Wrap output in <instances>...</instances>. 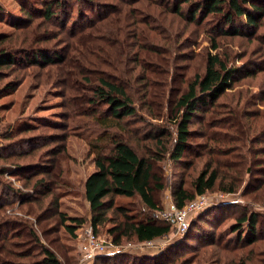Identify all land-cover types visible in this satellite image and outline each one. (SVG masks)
<instances>
[{
  "label": "rangeland",
  "instance_id": "rangeland-1",
  "mask_svg": "<svg viewBox=\"0 0 264 264\" xmlns=\"http://www.w3.org/2000/svg\"><path fill=\"white\" fill-rule=\"evenodd\" d=\"M41 1L0 0V38L4 34L20 35L21 38L26 32L33 34L30 45L23 47L21 38L12 45L15 47L14 57L20 62L15 68L5 67L7 76L1 83L11 82L15 86L9 91L0 86V95L3 94L0 97V239L6 234L10 237L20 233L14 238V244L7 247L9 250L1 252L0 249V264H14L19 257L25 259L27 254L21 250L22 240L29 238L27 228L30 226H34L44 243L56 250L64 264H95L98 263L96 259L84 258L81 248L86 239L85 229L92 226V210L84 185L87 177L96 170L94 146L108 143L115 133L127 136L136 144L138 135H143L137 145L140 150L144 148L147 143L144 137L151 130L150 124L164 120L151 116L149 111L166 113L177 96L185 91L194 74L204 72L207 54L216 53L210 38L214 35V21L209 16L203 20L200 18L202 22L188 23L186 19L167 12V5L160 4L162 0H153L154 3L141 0L140 4H150L149 8L144 10L139 8L140 4L132 5L140 18L149 20L150 16L153 17L152 34L156 38L144 44L147 49H143L141 45L136 46L140 41L135 34L137 31L124 18L122 7L126 4L123 0H92L90 10L87 3L78 0L77 5L73 0L68 4V10L66 7L57 8L58 16L54 20H46L42 15ZM167 1L170 5L174 3V0ZM29 12H33L28 14L30 19ZM98 14L106 18L97 20ZM261 23L257 31L259 39L220 38L222 47L229 48L234 55L233 61L240 70L238 80L217 99L219 105L213 112L197 115L191 125L193 129L203 128V119L207 118L217 121L219 129H229L232 133L229 137L218 132L215 134L228 139L225 146L233 149L234 163H242L246 157L243 162L251 164L254 172L243 176L237 192L214 189L204 194L208 203L189 215L190 218L197 217L194 220L197 225L184 237L189 238V246L180 253L176 264H185L186 260L187 264H264V151H257L260 147L264 149V130L258 135L252 129L246 148L241 142L244 137L239 140L241 134L233 131L238 124L249 126L253 119H236L235 108L240 111L242 107L251 115L264 110V18ZM170 37L174 40L172 48L165 40ZM165 46L173 53L164 52ZM44 51L68 55L62 62L61 71L58 70L61 62L39 65L27 61L26 55ZM134 55L139 57L137 62L132 61ZM118 66L125 73L133 69L131 77L143 73L151 78L156 91V94L143 98L147 83L134 85L138 113L124 118L122 126L125 128L121 130L109 127L104 120L110 115L106 104L89 101L94 93L92 84L97 83L99 77L125 83L124 74L117 71ZM247 71L251 73L247 74ZM146 101L151 107L143 106ZM261 124L264 127V122ZM207 127L210 131L215 130L211 125ZM219 129L217 131L221 132ZM245 129L250 131L247 127ZM193 139L201 142L206 138L195 136ZM249 148L256 152L250 154ZM189 155L182 159L189 158ZM206 157L198 159L199 168ZM160 165L167 183L191 170L181 163L173 165L169 159ZM46 170H52L47 178L54 192L43 197L32 188ZM247 185L252 188L250 192L245 191ZM172 199L171 189L166 187L161 191L159 205L164 209ZM116 201L130 209H139L140 213H149L138 197H117ZM225 209L231 213L217 222ZM255 211L261 215L257 230L260 235L254 242L249 241L251 232L246 229L241 232L243 240L239 241V234L232 231L236 215ZM71 217L84 221L74 234L65 226L71 223ZM208 220L215 222L209 223ZM111 225L112 222H107L96 233L102 241H113L108 232ZM184 234L174 227L165 238L151 242L125 241L120 246L121 250L136 255L155 254Z\"/></svg>",
  "mask_w": 264,
  "mask_h": 264
},
{
  "label": "trees",
  "instance_id": "trees-1",
  "mask_svg": "<svg viewBox=\"0 0 264 264\" xmlns=\"http://www.w3.org/2000/svg\"><path fill=\"white\" fill-rule=\"evenodd\" d=\"M73 0H42L41 13L46 20H54L58 16L57 8L66 10L70 8L68 4ZM76 0V4H77ZM82 3L89 5L92 0H80ZM94 1V0H93ZM126 6L122 7L125 11L124 18L127 22H131L132 26L137 31V38L140 40L136 46L141 45L143 49H147L144 44L154 41L156 38L152 34V19L147 20L140 18L136 7L132 4H140L141 0H123ZM151 3H154L152 0ZM161 5H167V12L177 15L181 19H186L190 22H202L203 19L210 16L209 19L214 21L211 38L212 48L216 53L209 52L206 57V66L203 73H195L194 76L187 82L184 92L180 93L175 102L166 113L149 114L157 119L163 118V121L157 120L150 124L151 130L146 139L144 148L138 146L141 137L138 135L137 144L134 140H130L125 135L113 134L110 136L108 143L104 145H95L93 152L95 154L96 170L93 171L85 181V196L87 197L92 210V226L96 233L107 222H112L108 228L109 234L112 236L114 244H122L125 241L136 242H151L157 239L167 237L173 230V225L164 219L160 211L163 209L161 203V191L169 187L172 192V200L180 208L193 201L197 195H203L208 190L218 189L229 193L237 192L242 183L243 176L247 173L254 172L251 164L246 165L242 159V163L233 162V149H229L225 145L229 142L228 139L222 138L215 134L218 132L224 136H228L229 129H219V123L207 118L203 119V128L193 129L191 126L197 115H204L208 112H213L217 99L223 96L229 88H232L239 76V68L235 65L234 55L229 51V48L222 47L220 38L223 37H250L259 39L257 34L258 28L262 25L261 20L264 18V0H174L170 5L167 0H162ZM78 5V4H77ZM139 8L147 9L150 4H140ZM133 9V10H132ZM138 9V8H137ZM0 10L2 5L0 4ZM28 12V11H27ZM33 12L27 13L29 15ZM83 15V13H82ZM105 15L98 14L97 20L105 19ZM202 20H201V19ZM68 22V21H67ZM64 22H62L63 24ZM66 26V24H65ZM95 26V25H93ZM215 26V27H214ZM21 36L12 34H4L0 38V86H3L5 91L11 90L15 85L11 82L1 83L6 78V68H15L19 64L14 57L12 45L16 43V39ZM171 39H165L172 48ZM21 45L23 47L30 45L33 39L32 32H26L22 35ZM174 44V43H173ZM174 46V45H173ZM164 52L169 54L173 50L168 46L164 47ZM169 48V49H167ZM139 49H141L139 47ZM138 51H136L137 53ZM157 52V51H156ZM110 56H113L111 51H108ZM68 57L67 54L59 51L40 52L33 55H26L27 61L32 64L49 65L61 62L58 65V70L61 71L64 62ZM139 57L134 55L132 61L137 62ZM112 61L114 59H111ZM109 60L107 64L111 61ZM63 62V63H62ZM66 65V64H65ZM112 66V65H111ZM134 68V67H133ZM117 71L124 74L123 82L114 81L106 77H99L97 83L92 84L93 95L89 99L90 102H103L107 105L110 115L104 120H107L109 127H116L119 130L125 128L122 126V120L134 116L138 113V103L135 93L133 92L136 83L145 82L143 98L148 95L156 94L151 78L146 75L136 74L131 77V72L125 73L121 67H117ZM251 73L250 71L246 72ZM128 77L132 78L131 80ZM148 85L151 86L148 89ZM3 94L0 95V97ZM89 98V97H88ZM151 107L150 102L146 101L143 106ZM152 110V109H151ZM229 111V109H228ZM238 118L252 117L249 126L238 124L236 134H241L242 145L246 148L245 143L249 138L251 130L261 134L264 130L262 122H264V110H259L251 115L246 112V109L241 107L240 111L233 110ZM224 114V113H223ZM97 121L99 118H96ZM213 121V122H212ZM212 122V123H211ZM207 124V125H206ZM211 125L215 130H211L206 126ZM245 127L250 131L248 132ZM258 128H260L258 132ZM220 130L221 132L217 131ZM129 132V131H127ZM195 136L206 138L204 141H194ZM238 140V141H239ZM198 150V151H197ZM250 154L256 152L255 149L249 148ZM257 151L263 153L264 149L260 147ZM187 154L191 156L187 159H182ZM193 154V155H192ZM205 162L201 168L199 163L202 157ZM169 159L172 164H184L187 169H191L189 173H182L176 179H172L167 183L163 177V170L160 163ZM52 170H46L42 173V177H38L32 189H36L40 196H47L54 192L52 183L48 181L47 175H51ZM51 182L52 178L50 176ZM252 188L247 185L245 191L250 192ZM117 197H138L143 202L144 210L149 213L139 212V209H130L124 203L116 201ZM33 200V199H32ZM37 199H34L35 201ZM31 202V201H29ZM143 209V208H142ZM228 210H231L227 208ZM227 209L223 210L217 222L223 220L231 213ZM112 211V214H109ZM32 213H36L32 212ZM41 216V215H40ZM191 216V215H190ZM259 213H238L236 222L232 226L233 233L239 234V241L243 240L241 232L249 229L250 240L254 242L260 235L259 229ZM64 217V216H63ZM197 217H189V226L184 236L169 242L167 246L158 250L155 254L136 255L126 250H118L114 254H98L96 260L99 264H176L180 253L189 246L188 239L184 238L188 231L196 228L194 223ZM40 219V218H39ZM71 223L65 224L67 230L74 234L77 226H82L84 221L77 217L70 218ZM213 223L215 221L208 220ZM33 225V224H32ZM28 237L22 240V252H26V257H19V260L13 261L14 264H64L56 250L50 245L44 243L40 234L35 230L34 226L28 229ZM20 236V233L8 237V234L0 239L1 252L9 250L8 246L14 244L15 239ZM184 238V239H183ZM241 238V239H240ZM1 240H3L1 242ZM189 248V247H188ZM126 251V252H125ZM185 261V260H184ZM97 262L95 264H98ZM187 264L186 262H184Z\"/></svg>",
  "mask_w": 264,
  "mask_h": 264
},
{
  "label": "built area",
  "instance_id": "built-area-1",
  "mask_svg": "<svg viewBox=\"0 0 264 264\" xmlns=\"http://www.w3.org/2000/svg\"><path fill=\"white\" fill-rule=\"evenodd\" d=\"M207 197L198 195L193 201L180 208L171 200L168 207L160 211L161 216L169 221L177 232L184 233L189 226V215L201 210L208 203ZM85 241L82 244V252L85 259L94 260L98 254L115 253L121 249L120 245L114 244L112 241H102L96 234L93 226L85 229Z\"/></svg>",
  "mask_w": 264,
  "mask_h": 264
}]
</instances>
